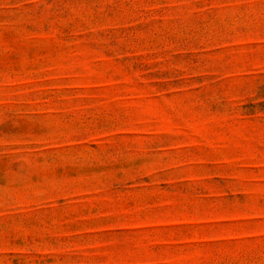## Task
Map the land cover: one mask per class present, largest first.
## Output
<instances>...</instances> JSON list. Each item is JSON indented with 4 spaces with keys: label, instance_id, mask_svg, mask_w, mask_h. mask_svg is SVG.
I'll return each instance as SVG.
<instances>
[{
    "label": "rangeland",
    "instance_id": "rangeland-1",
    "mask_svg": "<svg viewBox=\"0 0 264 264\" xmlns=\"http://www.w3.org/2000/svg\"><path fill=\"white\" fill-rule=\"evenodd\" d=\"M0 264H264V0H0Z\"/></svg>",
    "mask_w": 264,
    "mask_h": 264
}]
</instances>
